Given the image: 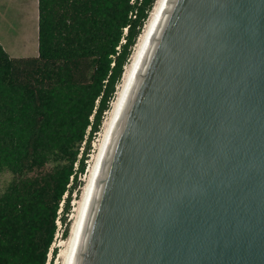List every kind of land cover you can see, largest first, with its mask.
<instances>
[{
    "label": "water",
    "instance_id": "obj_1",
    "mask_svg": "<svg viewBox=\"0 0 264 264\" xmlns=\"http://www.w3.org/2000/svg\"><path fill=\"white\" fill-rule=\"evenodd\" d=\"M72 264H264V0H169Z\"/></svg>",
    "mask_w": 264,
    "mask_h": 264
},
{
    "label": "trees",
    "instance_id": "obj_2",
    "mask_svg": "<svg viewBox=\"0 0 264 264\" xmlns=\"http://www.w3.org/2000/svg\"><path fill=\"white\" fill-rule=\"evenodd\" d=\"M131 1L38 0V55L13 58L0 43V177L13 178L0 195V264H47L58 220L68 237L84 156L156 0Z\"/></svg>",
    "mask_w": 264,
    "mask_h": 264
},
{
    "label": "bare ground",
    "instance_id": "obj_3",
    "mask_svg": "<svg viewBox=\"0 0 264 264\" xmlns=\"http://www.w3.org/2000/svg\"><path fill=\"white\" fill-rule=\"evenodd\" d=\"M169 0H156L148 19L141 31L130 59L124 67L123 75L117 86L115 98L110 109L106 112L98 138L93 145V153L89 159L86 173L84 175V186L81 197L74 203L71 215V226L68 237L62 239L58 248L56 264H72L78 246L82 224L85 220L89 201L94 190L97 177L101 171L105 154L108 151L122 111L125 107L129 93L138 75L141 64L147 52L148 46L153 38L161 17L166 9ZM51 254V253H50Z\"/></svg>",
    "mask_w": 264,
    "mask_h": 264
},
{
    "label": "rangeland",
    "instance_id": "obj_4",
    "mask_svg": "<svg viewBox=\"0 0 264 264\" xmlns=\"http://www.w3.org/2000/svg\"><path fill=\"white\" fill-rule=\"evenodd\" d=\"M2 1L3 0H0V2ZM9 3L10 5L7 6L6 9H4L6 21L3 22L0 20L1 45L4 46L6 52L13 58L36 57L38 55V0H9ZM104 118L105 115L103 117L102 123L104 121ZM98 133L92 136L90 149L87 150L88 155L84 156L87 159V161L85 162V171L83 172V174H79L76 190L72 193L70 199V212L66 215L67 222L69 223V230L71 226L70 217L74 210L73 208H75L74 203H76V201H78L81 197L82 188L84 186V175L86 173L89 159L93 153V145L98 138ZM85 146L88 148V144ZM84 155H86V151ZM12 179V175L9 173H6L0 177V195L6 190ZM64 198H66V195L64 196ZM62 204L60 205V208ZM58 213H60V211ZM61 216H63V213H61ZM57 227L58 230L54 238V243L52 245V248L56 250V255L53 256L50 251L51 254L49 253L48 255L47 264L57 263V255L60 250V248H58V245L62 240V232L65 226L60 221V226H58L57 224Z\"/></svg>",
    "mask_w": 264,
    "mask_h": 264
},
{
    "label": "built area",
    "instance_id": "obj_5",
    "mask_svg": "<svg viewBox=\"0 0 264 264\" xmlns=\"http://www.w3.org/2000/svg\"><path fill=\"white\" fill-rule=\"evenodd\" d=\"M141 3H142V0H132L131 1V4L134 5V6H139ZM136 16H137V8H135L133 13L130 14V17L132 19H135ZM126 33H127V28L124 29V34H126ZM122 43L124 44L125 40H122ZM117 50L120 51V47H118ZM97 104H98V101H97ZM91 121H93V117L91 118ZM57 224H58V226H60V221L59 220L57 221Z\"/></svg>",
    "mask_w": 264,
    "mask_h": 264
},
{
    "label": "crops",
    "instance_id": "obj_6",
    "mask_svg": "<svg viewBox=\"0 0 264 264\" xmlns=\"http://www.w3.org/2000/svg\"><path fill=\"white\" fill-rule=\"evenodd\" d=\"M9 5H10L9 0H3L2 2H0V20L3 21V22L6 21L4 9H6L7 6H9ZM3 48H4V46H3ZM4 50H5V48H4Z\"/></svg>",
    "mask_w": 264,
    "mask_h": 264
}]
</instances>
